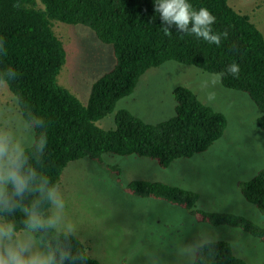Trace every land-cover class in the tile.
<instances>
[{
  "label": "trees",
  "instance_id": "obj_1",
  "mask_svg": "<svg viewBox=\"0 0 264 264\" xmlns=\"http://www.w3.org/2000/svg\"><path fill=\"white\" fill-rule=\"evenodd\" d=\"M188 2L215 16L211 26L215 33L227 32L218 45L181 33L175 25L167 26L166 35L153 0H0V84L7 87L32 129V142L23 152L26 168L36 173V183L44 177L57 188L64 169L80 159L101 163L104 155L135 156L167 169L174 161L207 152L224 134L227 119L182 85L171 90L173 114L165 120L149 123L119 109L113 128L97 125L134 92L146 71L171 61L215 76L222 73L217 76L221 86L250 99L258 112L257 126L264 131L263 34L228 0ZM58 22L88 28L113 52L112 68L91 85L85 106L58 80L66 61L63 43L53 31ZM233 63L239 68L235 76L226 71ZM107 170L116 177L120 174L116 165H108ZM122 188L128 195L178 207L197 223L241 230L264 245V227L242 214L198 207L195 191L142 179ZM237 188L243 201L264 214V167L238 182ZM14 199L17 207L0 210V218L14 222L21 232L23 208L33 201H40L38 211L44 216L50 215L51 205L38 192ZM33 237L46 251L66 252L63 264H101L72 234L49 228ZM192 264L249 263L234 255L229 242L218 239L199 244Z\"/></svg>",
  "mask_w": 264,
  "mask_h": 264
},
{
  "label": "rangeland",
  "instance_id": "obj_2",
  "mask_svg": "<svg viewBox=\"0 0 264 264\" xmlns=\"http://www.w3.org/2000/svg\"><path fill=\"white\" fill-rule=\"evenodd\" d=\"M228 4L248 15L264 36V0H228ZM53 31L66 51L59 83L85 106L91 85L114 64L111 46L80 25L58 22ZM178 85L190 88L204 104L225 115L222 137L207 152L174 161L167 169L135 156L104 155L101 163L71 162L56 188L64 208L54 228L78 237L101 264H192L199 244L218 239L229 242L234 255L247 263H262L263 243L241 230L197 223L178 207L123 191L136 179L173 184L197 192L202 209L238 213L264 224V216L243 201L237 188L238 182L264 167V131L256 123L258 112L245 94L222 87L217 76L172 61L151 68L134 92L97 122L98 127L113 128L119 109L149 123L167 119L174 108L171 90ZM0 137L22 149L33 138L4 84H0ZM108 165L119 167L118 177L107 170ZM35 248L46 251L36 240Z\"/></svg>",
  "mask_w": 264,
  "mask_h": 264
},
{
  "label": "clouds",
  "instance_id": "obj_3",
  "mask_svg": "<svg viewBox=\"0 0 264 264\" xmlns=\"http://www.w3.org/2000/svg\"><path fill=\"white\" fill-rule=\"evenodd\" d=\"M153 9L159 14L161 24L167 35V26L175 25L181 33H191L202 38L210 44H219L221 35L213 31L215 23L213 16L207 8H194L188 0H153ZM189 25H191L189 27ZM226 71L236 75L238 66L230 64ZM222 73L217 74L219 77ZM0 210L17 207L15 198L22 197L27 192H38L42 200L49 203L53 209L50 215L44 216L38 211L40 201H33L25 206L23 230L17 229L12 221L0 218V264H63L67 257L66 252L58 250L39 251L35 248L33 233L54 228L61 220L64 202L54 185H49L47 178H40L35 182L36 173L31 168H26V157L23 149L7 138L0 137ZM264 216V214H259ZM260 226L264 224L254 220ZM71 231V226H68Z\"/></svg>",
  "mask_w": 264,
  "mask_h": 264
}]
</instances>
